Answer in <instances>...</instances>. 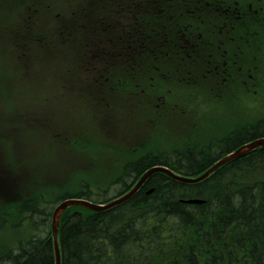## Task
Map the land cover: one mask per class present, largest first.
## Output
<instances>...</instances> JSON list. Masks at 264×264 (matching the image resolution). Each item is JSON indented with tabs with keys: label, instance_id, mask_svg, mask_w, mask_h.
<instances>
[{
	"label": "rangeland",
	"instance_id": "374dc122",
	"mask_svg": "<svg viewBox=\"0 0 264 264\" xmlns=\"http://www.w3.org/2000/svg\"><path fill=\"white\" fill-rule=\"evenodd\" d=\"M28 1L0 0L4 11H11L8 15L9 18L5 17L6 19L0 21V49L5 47L3 39L11 38L14 40V32L19 30L17 27V23L20 22L19 16L26 10ZM36 1L39 8L43 10L46 0ZM49 2L51 10L47 11V15L52 16L49 23L50 28L57 33L59 39L63 34H67L64 47L67 49L68 60L60 58L58 66H68L64 71L69 79L72 75L84 78L82 74L86 69L81 60L92 36L91 27L96 22L108 24L120 22L124 24L132 20L136 21L135 25L127 27L129 31L135 30L134 38L136 41L145 40L143 35L149 34L151 39L161 46L160 49L173 51L171 53L177 55L165 58L166 55L156 52V54L141 57L138 67L141 78L137 95L143 98L151 96L154 92L156 96L168 95L170 101L174 104L180 103L184 107L185 118L183 111L177 113L178 118L183 121L184 133L190 130L204 129L203 136L197 135L182 142L185 144L182 149L203 145V148L196 150L202 151V153L204 150H213L216 144L226 141L232 133L239 132L238 127L240 126L235 127L239 120H242L241 123L246 130L260 129L258 135L264 133V0H128L122 3H119L118 0H49ZM213 7L216 8V11ZM84 10L88 12L87 16ZM77 12L82 13L78 15ZM135 16H137V20L134 18ZM74 21V25L79 26V29L72 32L69 23ZM215 23L218 24L214 28H210V24ZM64 24L68 25L65 27ZM111 30V28L107 29L108 32L110 31L109 35L118 32V30L120 36L125 35L123 29ZM79 38L82 39L80 45L72 46L70 40ZM186 39L190 45L185 44ZM176 41L182 45L175 46ZM2 53L0 50V54ZM74 62L78 65L77 69L72 68ZM112 62H114V58H112ZM80 66L83 67L82 72H80ZM172 71L180 73L179 79L171 77ZM98 73L99 71L92 74L89 82L100 79ZM119 73L116 74L112 83H116V79L121 75V72ZM42 78L43 80L47 79V77ZM52 81H54L53 78ZM187 82L189 84H186ZM57 85L60 87V84ZM186 88H196L197 90L190 92ZM44 91H47L46 88L31 90L22 84L13 86L7 96L0 94L2 116L11 114L13 118H18L20 114H23L28 117L27 111H31L36 106ZM86 103L85 100L77 96V100H72L70 105L66 103H60L59 107L57 104L44 103L39 105L40 111L55 116L57 109L66 105L74 107ZM121 103L124 101L116 96L113 106L116 114ZM97 105L99 104L96 103L94 108ZM49 106L54 107L48 109ZM157 108L153 107V112ZM93 109L82 114L86 121V124L82 125H85L84 129L89 135L97 132V129L91 125L95 118H93L94 114L101 112L102 115L107 111L102 110L101 106L95 108L96 112ZM165 113L170 116L169 109ZM162 118H155V115L151 116L154 131L159 129ZM2 121L6 132L12 125L21 124V121H12V124L6 120ZM37 126L41 128L43 135L49 134L52 128L46 124V121ZM26 129L25 124H22L20 133L23 135ZM141 129H146V127ZM67 132L70 131L64 133ZM98 136L108 141L113 140L112 137L101 132L98 133ZM209 136H211V140L207 138ZM23 137V140L13 141L6 135L2 141L4 149L0 151V156L16 161V164L22 168L24 166L22 160L37 152L36 161L40 162L41 166H33V168H37V173L47 175L48 179H44L47 180V192L54 197L66 196L64 195L66 192L87 191L89 186L90 193L88 195L90 199L97 201L101 199L102 194L106 193V191L103 192L105 187H110L107 191L109 196L117 194L121 188L116 184V178L123 179V169L116 168L114 170L116 177L110 179L113 175H107L104 166V163L110 162L116 155L86 140L76 144V149H74L76 159L65 170L67 174L71 175L72 187L61 190L55 182L58 166L54 161L53 147L48 146L46 148L48 139L43 137L33 143H28L26 141H29L30 138ZM157 140L167 142L161 137H158ZM259 149L257 147L256 151ZM146 151L153 154L156 151V143L148 142ZM86 159L96 161V164L99 163L101 168L92 166L88 173L76 169L72 172L79 161ZM139 159L141 158L136 159V161ZM144 160L141 159V161ZM130 164L127 162L128 167ZM232 165L230 160H225L213 170L211 179L214 186L226 183V177L234 175L237 170L239 172L234 175V178L240 183H243L241 180L258 181L259 177L264 179V173H261L257 168L255 172L250 167L239 166L235 168V165L233 167ZM5 221H0L1 249L7 246L13 247L20 239L15 234L12 225H5ZM169 248L170 253L175 252V245ZM172 255L175 256V254ZM176 257L182 260L184 252L180 249ZM160 258L166 259L168 257L160 256ZM172 259L171 257L169 262L158 260L154 264H173Z\"/></svg>",
	"mask_w": 264,
	"mask_h": 264
},
{
	"label": "flooded vegetation",
	"instance_id": "af4514ba",
	"mask_svg": "<svg viewBox=\"0 0 264 264\" xmlns=\"http://www.w3.org/2000/svg\"><path fill=\"white\" fill-rule=\"evenodd\" d=\"M127 1L118 0L119 3ZM213 9L216 11L215 7ZM49 10H51L50 2L44 5L42 15L38 8L34 7V11L27 16L24 37L18 42L16 38L12 41V47L15 50L14 46H16L18 51L15 61L18 67V81L8 77L7 91L10 92L13 89L15 82H20L28 89L39 90L42 87L39 83L43 80L41 76H51V80L50 85L46 87L47 91L43 92L36 106L31 111H27L28 117H25L23 114H20L18 118H13L11 114L6 117V121L9 124H12V121H21V124L9 127L7 136L13 141L23 140L24 137L20 134L22 124H25L27 130L33 134L41 130L37 125L46 121L47 125L52 126L48 134L50 138L47 140L46 148L52 146L53 156H57L64 153V146H67L77 136L88 134L84 129L85 125H82L86 124L82 114L93 109L97 103L99 104L97 106H101L102 110L107 111L101 115V112L95 111L96 106L93 109L96 113L93 116L95 118L91 125L98 132L112 137L113 140L108 141L100 138L98 134H94L88 137L92 144L102 147L114 155H120L123 152L130 154L129 157L134 158V160L129 167L133 166L136 162H141V159H150L151 157L160 155L159 153H165L171 157L177 156L180 151L172 152V150L164 148L156 150L152 154L145 150L148 142L158 141V137H161V139L168 138L171 127L168 119L165 117V112L167 109L172 112L176 104L170 101V97L166 94L156 96L154 92L151 96L144 98L137 95V88L141 78V72L138 68L141 57L150 56L156 54V52L166 55L165 58L177 55L171 53L173 51L160 49L161 46L151 39L149 34L143 35L145 40L136 41L134 38L135 30H127V27L135 25L136 21L132 20L124 24L120 22L116 24L96 22L91 27L92 36L87 44L86 53L81 60L82 65L86 69L82 74L84 78L72 75L71 79H69L64 71L68 66H58L60 58L68 60L67 49L64 47L67 34H63L61 39H59L57 33L50 28L49 23L52 16L47 15V11ZM82 12H77V14L79 15ZM84 13L87 16L88 12L86 10H84ZM134 18L137 20V16ZM74 24L75 21L69 23L72 32L79 29V26ZM217 24H210V28H214ZM64 25L66 27L68 24ZM108 28H111V31L123 29L125 35L120 36L119 30L109 35L110 31H107ZM70 41L72 42V46L76 47L80 45L82 39H72ZM185 44L190 45L188 39L185 40ZM177 45L182 44L176 41L175 46ZM112 58H114V62H112ZM77 67L78 65L74 62L72 68L77 69ZM165 70L168 69L165 68ZM82 71L83 67L80 66V72ZM98 71L97 75L100 79H96L95 82H89L92 74H96ZM119 72H121V75L116 79V83H112L116 74H120ZM179 75V72H173L171 77L179 79ZM52 78L54 81H52ZM130 82L132 84H129ZM57 84H60V87ZM77 96L87 103L74 107L66 105L61 109H57L55 116L51 113L40 111V105L44 103L49 105L57 104L58 107L60 103L70 105L72 100H77ZM116 96L124 101V103L118 106L117 114L113 108ZM155 100H158V102H155ZM53 107L49 106L48 109H53ZM153 107L158 108L153 112ZM77 109L78 111L76 112ZM153 115H155V118L163 117L162 122L159 124V129L156 131L153 130V119H151ZM241 122H237L235 127L240 126ZM142 127H146V129H141ZM181 130L184 132L182 127ZM238 130L239 132H249L244 126L238 127ZM66 131L70 132L64 133ZM160 142H163V140ZM1 150L3 148L0 144ZM37 157L38 153L34 152L30 157L22 160V164L24 165L22 168L19 164L5 165L0 163V183L4 184L16 178L14 185L20 184L24 179L23 174L26 172L25 166H29L30 164L38 167L41 166V163L36 161ZM138 158L141 159L136 161ZM125 167L128 168L127 164L121 166L123 169Z\"/></svg>",
	"mask_w": 264,
	"mask_h": 264
},
{
	"label": "trees",
	"instance_id": "16d2710c",
	"mask_svg": "<svg viewBox=\"0 0 264 264\" xmlns=\"http://www.w3.org/2000/svg\"><path fill=\"white\" fill-rule=\"evenodd\" d=\"M196 161L193 159L192 163H189L188 160L183 163V167L188 165L192 168L196 165ZM147 163L157 164L156 158L151 157L136 162L133 166L142 168ZM239 166L235 165L234 167ZM238 172L239 170L234 175ZM234 175L226 177V183L215 186L216 196L210 206L211 209H214L212 215L205 214L207 209L194 208L199 211L200 219L199 216L192 215L193 218L190 223L194 222V227L197 230L203 229L205 232L200 233L199 241L186 245V252L195 250L197 252L195 256L188 258L187 262L183 261L182 264H235L237 255L250 257L251 260H247V264H264V251L256 250L255 246L249 244L245 239L255 234L252 240L258 245L264 243V179L259 177L258 181L241 180L243 183H240L234 178ZM168 184L170 186L168 185L166 190H159L161 193L170 195L171 200L174 195L179 193L191 192L192 194L194 191L180 182L171 181ZM243 192L246 194L255 193V196H251L246 201L243 198ZM88 193V191L66 192L64 193L66 196L57 197L56 201L58 202L65 197L88 195ZM228 193L234 195L226 200ZM147 197L148 195L144 194V190L141 189L133 199H130L129 203H133L134 206L140 201L143 203L141 225H145L146 221L150 222L148 230L132 225L131 219L126 222L128 225L113 227L114 221L107 215L110 211L95 213L76 206L67 208L66 211H69L70 214L68 218L66 217L67 220L64 221L61 229L62 264H87L86 262L92 259H95L99 264H136L135 257H139L141 260L151 259L155 252H160L168 258L176 257L181 248L180 245L175 246V252L170 253L169 244L161 235L170 226L174 232H177L181 225L186 223L183 221L184 218L176 212V209H180L181 204L169 203L168 199H165V207L170 210L174 209L176 212H168L176 215L177 220H174L153 210L152 206L158 208L153 203L146 205ZM222 200L225 202H221ZM49 207L47 202H44L43 205L37 204V202H28L23 213L35 208H45L47 211ZM181 211L186 214L183 208ZM34 214L37 218L36 213ZM219 216L223 217L221 224H219ZM15 222L16 220L13 221V225ZM108 237H119L122 241L105 243ZM141 240L143 245L135 244ZM204 245L207 247L204 248ZM250 246L252 248L248 250ZM208 252H214L216 256L208 259L206 254ZM158 260L162 261V258L153 259L152 264ZM126 261L128 262L126 263ZM0 264H52V242L48 237L29 236L18 243L14 255L0 262Z\"/></svg>",
	"mask_w": 264,
	"mask_h": 264
},
{
	"label": "bare ground",
	"instance_id": "6f19581e",
	"mask_svg": "<svg viewBox=\"0 0 264 264\" xmlns=\"http://www.w3.org/2000/svg\"><path fill=\"white\" fill-rule=\"evenodd\" d=\"M258 132H260V129L249 132L232 133V135L228 137L226 141H221L216 144L213 147V150H204L203 153L202 151L196 150L195 148H184L175 157H171L165 153H159L160 155L154 156L156 158L157 164L147 163L142 168H140V166H131L125 168L122 171L123 179H116V184L121 186V188H119L117 191V194L109 196V192L107 191L110 189V187H105L103 192L106 191V193L101 195L100 200H91L89 195L77 197L71 196L65 197L63 199L70 198L79 202H83V204L76 203L72 204V206L80 207L91 212L97 213L110 211L107 213V215L110 216L114 221L113 227L128 225L126 222L128 219H131L132 225L143 227L147 230L150 228V222L146 221L145 225H141V222L143 221V215L141 214L143 211V203L140 201L135 206L133 203H129L130 199H133L139 190H144V194L148 195L146 205L147 203H153V205L158 206V208L156 209L154 206H152V209L158 211L164 216H167L168 218L177 220L175 214L168 213L175 212V210H170L165 207V199H168L169 203L177 202L181 204L180 209H176V212L180 217L184 218L183 221L186 223L181 225V228L177 232H174L172 230V226H170L167 230L162 232L161 236L169 244V247L172 245H180V249L184 252V257L182 260L178 257H175L172 259V263L182 264L183 261L187 262L188 258L195 256L197 252L196 250L192 252H186V245L188 243H196L199 241L198 237L200 233L205 232L203 229L197 230V228L194 227V222L192 224L190 223L193 218L192 215L199 216V211H196L194 208L197 207L201 210L207 209L205 211L206 215H212L214 210L210 208L216 196L215 186L213 185V181L211 179L213 176V170L223 161L230 160L233 165L250 167L255 172L257 168L259 171H261V173H264V147H258L261 142H259V140H254V138L258 136ZM257 147L260 148L258 151H256ZM193 159L196 161V165L194 167L191 168L188 165L183 167V163L188 160L189 163H192ZM171 181L183 183L188 189H193L194 191L192 194L191 192L179 193L174 195L171 200L170 195L163 192L161 193L160 191L166 190L168 185L170 186L168 183ZM86 190L89 191V186ZM114 190H117V188H114ZM199 190L200 192H198ZM232 195L234 194H226V200L229 199L230 196L232 197ZM242 195L244 200L247 201L251 196H255V193L246 194V192H243ZM223 201L224 200L221 202ZM28 202H37V204L42 203L40 198L32 199L31 201H27L23 204L21 208L22 211H24ZM84 203H87L88 205ZM67 208L69 207L59 210L57 207H49L47 208V211H45V208H35L27 211L26 215L17 220L13 225L15 234H17L18 239H20L13 247L7 246L2 249L0 248V262H3L8 257L15 254L16 247L20 241L28 238L29 236H36L40 238H50L52 242V264H62V256L59 254V259H57L53 242L57 243L58 248L61 247L62 225L70 214L69 211H66ZM182 208L186 214L182 213ZM34 213H36L37 218L34 216ZM222 221L223 217L219 216V224H221ZM254 235L255 234L245 238L246 241H248L249 244L255 246L256 250L260 252H262V250L264 251V243L263 245H258L252 240ZM108 241L117 242L122 240L119 239V237H108V239L105 240V243H108ZM135 244L143 245V242L141 240V242H136ZM206 247L207 245H204V248ZM251 248V246L248 247V250ZM206 254L208 255V259H212L216 256L214 252H208ZM160 256L164 255L160 252H155L153 253L151 259L141 260L139 257H135V263L152 264V260L160 258ZM169 259L170 258H162V261L169 262ZM235 260V264H247V260H251V258L244 255H237ZM86 263L99 264L95 259H92Z\"/></svg>",
	"mask_w": 264,
	"mask_h": 264
},
{
	"label": "water",
	"instance_id": "95a60500",
	"mask_svg": "<svg viewBox=\"0 0 264 264\" xmlns=\"http://www.w3.org/2000/svg\"><path fill=\"white\" fill-rule=\"evenodd\" d=\"M259 142H261L259 145L264 146V138L259 139ZM76 203H82L83 204V202H79V201H76L74 199H70L69 198V200L66 199V200L62 201L56 207H57V209L62 210L64 208H66L68 206H71L72 204H76ZM84 204L88 205L87 203H84ZM93 207H95V206H93ZM53 245H54V248H55L56 257H57V259H59L60 252H59V248L57 247V243L56 242H53Z\"/></svg>",
	"mask_w": 264,
	"mask_h": 264
}]
</instances>
